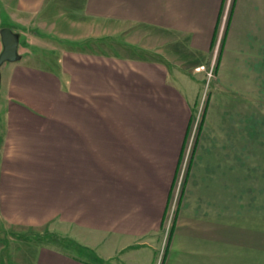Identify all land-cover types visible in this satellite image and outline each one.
<instances>
[{
	"label": "crops",
	"instance_id": "obj_1",
	"mask_svg": "<svg viewBox=\"0 0 264 264\" xmlns=\"http://www.w3.org/2000/svg\"><path fill=\"white\" fill-rule=\"evenodd\" d=\"M45 20L76 41L93 39L95 23L118 25L101 39L140 26L151 46L139 58L71 56L54 70L28 58L2 65L0 223L74 229L96 258L45 243L17 257L29 242L13 241L10 263H156L205 84L194 69L216 47L161 264L245 261L250 151L264 145V0H0V30L18 35L19 55Z\"/></svg>",
	"mask_w": 264,
	"mask_h": 264
},
{
	"label": "rangeland",
	"instance_id": "obj_2",
	"mask_svg": "<svg viewBox=\"0 0 264 264\" xmlns=\"http://www.w3.org/2000/svg\"><path fill=\"white\" fill-rule=\"evenodd\" d=\"M51 9L55 12L57 7H52ZM2 19L5 20L4 15L2 16ZM54 21H56V19ZM44 22L40 23V21H35L30 25L28 44L20 49V59L28 58L29 62L36 61L42 66L52 70H54L55 65H58L61 62L64 63L67 61L66 59L70 60L71 56H74L76 59H79L78 61L85 63L92 57L108 58L109 56H113L114 58H139L138 55L143 52V49L151 46V41L149 39L150 30H145V28H140V26H128L122 31L123 36H117L114 34L107 35L104 39H101V35L103 34L101 33L102 30L105 32H115L118 31V25H105L107 28H104L102 25L95 23L94 28L92 29V32L94 33H91V31L89 32V35L93 36V39H78L77 41L79 42H77L76 40L63 38V35L67 34L58 28H53L51 25L53 21L45 20ZM79 35H81V33H79ZM147 36L148 38H146ZM7 64L8 62L5 63V65ZM203 65H206L208 68L209 63ZM58 72L60 76L63 77L64 82L68 84L71 75L67 74V76L61 71ZM200 73L204 75L205 84L201 86L199 99L201 104L194 117L193 125L200 121L199 115H201L203 111L202 101L205 98L208 90L207 88L209 87L206 83V71L202 70ZM0 74L2 75V73ZM8 75L9 73L6 70H3V78L0 76V113L3 111L1 108L4 101L6 102L5 99L7 96L6 92H4L5 88H3L1 80L7 79ZM191 136L192 135H190V139ZM190 139L188 140L187 148L178 169L174 194L170 201L169 213L164 224L161 246L158 250L155 264H161L164 249L174 222V214L178 206L181 189L184 186L187 163L191 154L190 152L187 160V149L190 144ZM252 147H254V149L259 148L260 151L259 149L256 151H250V227H248L247 230V234L250 237V256H248L245 261H241L239 255L240 258H238L237 264H264V145L262 144ZM77 237L78 232L65 226L55 227V225H51L48 226L45 231L24 230L17 232L14 230L12 231L11 228L0 223V264L10 263V255L13 250L11 245L13 241H18V243L21 244L29 242L25 248L20 249V252L16 255L17 257L20 254L22 255L25 251L27 253L32 251L33 247L38 245V243H45L52 247L61 248L68 254L71 253L80 259L89 258L92 262L96 263V258H93L92 255L88 253V249L77 244L78 242H81L78 239L76 240Z\"/></svg>",
	"mask_w": 264,
	"mask_h": 264
},
{
	"label": "water",
	"instance_id": "obj_3",
	"mask_svg": "<svg viewBox=\"0 0 264 264\" xmlns=\"http://www.w3.org/2000/svg\"><path fill=\"white\" fill-rule=\"evenodd\" d=\"M0 37L3 46V49L0 53V73H1V67L4 63L16 62L17 60L20 59V55L18 53L19 37L16 33L13 32L11 28L3 27L0 30Z\"/></svg>",
	"mask_w": 264,
	"mask_h": 264
},
{
	"label": "built area",
	"instance_id": "obj_4",
	"mask_svg": "<svg viewBox=\"0 0 264 264\" xmlns=\"http://www.w3.org/2000/svg\"><path fill=\"white\" fill-rule=\"evenodd\" d=\"M217 53H218V47H216V49H215L214 58L209 63L208 68L206 67V65H201V66L196 67L194 69V71L196 73H200V71H202V70L206 71V73H207V75H206L207 76V79H206L207 85H209L211 80L214 79V77H215V72H216V67H217ZM200 117H201V115H199V120H200ZM198 122L200 123V121H198ZM199 123H196L195 125H193V132H192V136H191V139H190L189 147L187 149L188 150L187 151V160H188L189 153L192 151V145H193L194 137H195L196 130L198 128Z\"/></svg>",
	"mask_w": 264,
	"mask_h": 264
},
{
	"label": "trees",
	"instance_id": "obj_5",
	"mask_svg": "<svg viewBox=\"0 0 264 264\" xmlns=\"http://www.w3.org/2000/svg\"><path fill=\"white\" fill-rule=\"evenodd\" d=\"M3 27H8V26H6V25H3V26H2V28H3Z\"/></svg>",
	"mask_w": 264,
	"mask_h": 264
}]
</instances>
